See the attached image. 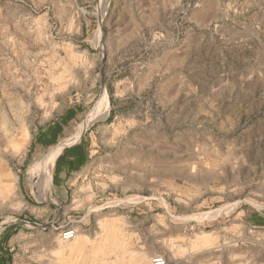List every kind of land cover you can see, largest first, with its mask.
<instances>
[{
    "label": "rangeland",
    "instance_id": "374dc122",
    "mask_svg": "<svg viewBox=\"0 0 264 264\" xmlns=\"http://www.w3.org/2000/svg\"><path fill=\"white\" fill-rule=\"evenodd\" d=\"M76 105L64 141L87 138L90 170L61 204L64 141L31 144ZM259 219L264 0H0L9 264H264Z\"/></svg>",
    "mask_w": 264,
    "mask_h": 264
},
{
    "label": "crops",
    "instance_id": "0c3cea01",
    "mask_svg": "<svg viewBox=\"0 0 264 264\" xmlns=\"http://www.w3.org/2000/svg\"><path fill=\"white\" fill-rule=\"evenodd\" d=\"M80 109V105L73 106L61 115L59 119L55 120L47 127L42 128L36 135V138L33 139V144H31L34 150L37 151L39 149L48 148L63 142L66 139L65 136L69 134V128L77 117ZM80 134L81 133L64 141L63 144L61 143L62 147L59 148V150H61L58 154L56 153L57 156L55 155L56 158L53 164L51 180L58 190L55 197L61 204L71 202L72 192L77 182L80 180L84 183L90 170L91 147L87 138L73 141V139H76ZM48 180H50L49 175L46 177L47 184ZM79 189H81V187L74 190ZM85 191L86 192L83 193L84 195H82L83 198L91 197L93 194L88 187L85 188ZM5 237L6 236L0 240V264H4L3 261L8 257L6 247L8 240H6ZM5 264L9 263L6 262Z\"/></svg>",
    "mask_w": 264,
    "mask_h": 264
},
{
    "label": "bare ground",
    "instance_id": "6f19581e",
    "mask_svg": "<svg viewBox=\"0 0 264 264\" xmlns=\"http://www.w3.org/2000/svg\"><path fill=\"white\" fill-rule=\"evenodd\" d=\"M94 112V111H93ZM91 114V113H90ZM89 117V116H88ZM92 119V118H91ZM87 125V124H86ZM78 131V130H77ZM77 132L74 133V135ZM73 135V136H74ZM58 148H53L51 150H49L44 156H42L40 158V160L37 163V166L40 168L41 170V175H40V180L41 182L44 180L46 173L48 172V169L50 167V164L52 162V160H54L55 154L57 152ZM39 180V179H38ZM40 182V181H39ZM39 184V183H38Z\"/></svg>",
    "mask_w": 264,
    "mask_h": 264
},
{
    "label": "built area",
    "instance_id": "2783aa9c",
    "mask_svg": "<svg viewBox=\"0 0 264 264\" xmlns=\"http://www.w3.org/2000/svg\"><path fill=\"white\" fill-rule=\"evenodd\" d=\"M76 237V230L74 229H63L60 232V240L63 242L72 241ZM151 264H166L162 257L153 258Z\"/></svg>",
    "mask_w": 264,
    "mask_h": 264
},
{
    "label": "trees",
    "instance_id": "16d2710c",
    "mask_svg": "<svg viewBox=\"0 0 264 264\" xmlns=\"http://www.w3.org/2000/svg\"><path fill=\"white\" fill-rule=\"evenodd\" d=\"M255 225H256V226H261V227L264 226V220H263V219H262V220H261V219L256 220ZM5 238H6V240H8V239H9V238H8V235H7ZM5 238H4V239H5ZM6 242H7V241H6ZM9 261H10V259L7 257L6 260L3 261V263L5 264L6 262H9Z\"/></svg>",
    "mask_w": 264,
    "mask_h": 264
}]
</instances>
